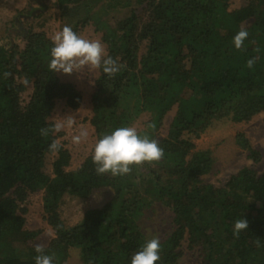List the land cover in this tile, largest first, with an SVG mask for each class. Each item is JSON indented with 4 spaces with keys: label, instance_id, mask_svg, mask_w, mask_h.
Returning <instances> with one entry per match:
<instances>
[{
    "label": "trees",
    "instance_id": "1",
    "mask_svg": "<svg viewBox=\"0 0 264 264\" xmlns=\"http://www.w3.org/2000/svg\"><path fill=\"white\" fill-rule=\"evenodd\" d=\"M56 5L62 26L78 33L93 25L107 54L124 66L111 78L98 69L90 118L97 140L149 112L139 132L157 139L165 156L124 176L97 175L92 154L67 169L68 148L49 151L58 133L45 138L40 129L55 123L58 100L78 108L82 91L49 69L53 44L45 31L29 26L15 34L8 28L0 36V264H35L31 241L40 230L25 227L24 202L39 190L54 230L44 245L46 254H55L54 264H64L72 248L83 264H131L148 240L139 219L154 202L170 207L174 226L161 240L157 264H177L184 241L197 251L199 264H264V170L243 166L216 186L204 179L214 164L211 150L194 141L216 121L248 122L264 111V0H246L233 9L230 0H56ZM242 26L249 37L237 50L232 40ZM256 56L254 68H247ZM28 83L33 90L24 101ZM173 106L167 135L160 137ZM150 123L155 127L148 128ZM238 143L253 162L261 161L260 150L242 133ZM51 154L52 175L45 170ZM103 187L113 194L102 206L65 223L60 208L67 195L87 198ZM240 218L249 227L237 239L233 225Z\"/></svg>",
    "mask_w": 264,
    "mask_h": 264
},
{
    "label": "rangeland",
    "instance_id": "2",
    "mask_svg": "<svg viewBox=\"0 0 264 264\" xmlns=\"http://www.w3.org/2000/svg\"><path fill=\"white\" fill-rule=\"evenodd\" d=\"M245 2L246 0H230V8L239 7ZM29 26H32L35 31H45L51 38L55 33L61 31L63 28L62 19L56 0H0V36L8 28L18 34L20 29L26 30ZM78 33L87 39L102 41L101 32L95 31L93 25L84 26ZM104 46L106 48L105 44ZM144 50L143 46L141 52ZM59 75L62 80L72 81L83 94V101L76 109L68 107L63 100H58L51 116L54 122H60L68 116H72L75 121L72 127H66L58 133L59 142L71 153V164L67 169H75L88 155L93 154L97 142L95 129L90 123V118L93 113L92 94L95 90L99 70L85 67L80 70V73L66 75L59 72ZM32 90V84L28 83L27 90L22 94L24 101L29 99ZM175 112L176 106H173L165 115L163 125L158 130L160 137L167 135ZM148 119H150V113L144 112L132 126L141 131L146 128L145 123ZM81 127L86 128L89 135L84 142L76 145L72 143V137L78 134ZM241 133L254 148L260 150L262 154L260 162H253L248 157L247 149L238 143V135ZM194 141L197 148L211 150L214 164L204 179L216 186L225 184L230 175L243 166H254L261 172L264 170V111L248 122L236 123L228 119L216 121ZM54 157L55 154H51L46 158L45 170L51 175ZM112 194L111 188L103 187L95 190L87 198L67 195L60 208L61 217L66 224L72 225L83 217L86 209L102 206ZM43 195V190L36 191L31 193L24 202L27 207L25 227L31 230H40L38 236L31 241L34 246L37 244L47 245L54 236V230L44 217ZM139 224L148 239L159 236L163 240L173 230V213L168 205L154 202L152 206L145 209L144 214L139 219ZM180 249L181 257L177 264L200 263L197 251L190 249L186 241L182 243ZM64 264H83L78 249H71L70 256Z\"/></svg>",
    "mask_w": 264,
    "mask_h": 264
},
{
    "label": "clouds",
    "instance_id": "3",
    "mask_svg": "<svg viewBox=\"0 0 264 264\" xmlns=\"http://www.w3.org/2000/svg\"><path fill=\"white\" fill-rule=\"evenodd\" d=\"M249 32L243 26L234 35L232 43L239 50L243 48L244 42L248 39ZM50 50L51 59L49 69L55 73L63 72L66 75L80 73V70L88 67L90 69H102L103 73L111 78L124 67L107 54L106 48L99 39H87L73 30L69 25L63 26L62 30L52 36ZM259 53V49H256ZM258 56L247 60L246 67L254 68ZM9 72L4 76L8 77ZM75 121L72 116L65 117L60 122H55L48 127L40 129V135L47 138L49 135L56 137V134L66 127L70 128ZM148 128H154L150 123ZM88 131L81 127L78 134L72 137V143L79 145L88 138ZM62 144L58 139H53L49 144V151L58 152ZM165 156V150L159 141L147 133H141L135 126H122L111 133L102 134L94 146L92 161L95 165L97 175L111 174L112 176L130 175L133 168H140L144 164L159 162ZM249 227L245 218L234 221L233 234L239 238L242 231ZM256 244L260 246V239ZM162 243L159 236H153L141 245L131 257V264H157L161 261ZM37 255L34 257L35 264H54L55 254H46L45 246L37 244L35 247Z\"/></svg>",
    "mask_w": 264,
    "mask_h": 264
}]
</instances>
